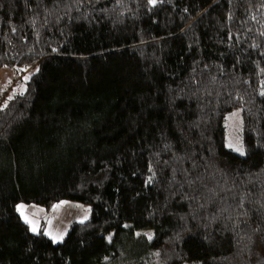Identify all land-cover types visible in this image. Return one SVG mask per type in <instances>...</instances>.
I'll list each match as a JSON object with an SVG mask.
<instances>
[{"label":"trees","instance_id":"16d2710c","mask_svg":"<svg viewBox=\"0 0 264 264\" xmlns=\"http://www.w3.org/2000/svg\"><path fill=\"white\" fill-rule=\"evenodd\" d=\"M0 68V264H264V0H0Z\"/></svg>","mask_w":264,"mask_h":264},{"label":"rangeland","instance_id":"374dc122","mask_svg":"<svg viewBox=\"0 0 264 264\" xmlns=\"http://www.w3.org/2000/svg\"><path fill=\"white\" fill-rule=\"evenodd\" d=\"M31 70L27 71V74H29ZM29 79V75H21L17 71L11 68H0V98L3 96H6V100H10L14 98L15 96L22 94L26 91L27 88V82ZM15 81V82H14ZM225 129H226V135H225V147L239 155H244V147L242 143V136H241V130H242V123H241V109H236L229 113L226 116L225 120ZM66 203V204H65ZM61 207L64 205L66 207V216L65 218H69L70 220H67V224H72L74 222L77 223H82L88 220L90 217V206L88 205H83L77 202H70V201H64L60 203ZM26 207H29L30 213L32 212V207L38 208L39 206L30 204H18L16 209H18V214L20 213L19 216H21V220L26 223L27 225H30V231L31 229L35 232L33 234H40V231H36V228H42L43 230L45 229L44 227L47 225L45 223V219L39 218V221H34L33 215H29L32 217L30 219L28 216V213H24ZM41 208L43 211L47 212L44 210L42 207ZM48 214V213H46ZM47 228V227H46ZM47 230H49L47 228ZM51 231H47V233H41L42 235L46 236L49 235ZM64 237V235H59L58 239L53 238L52 240L57 243L59 240H61Z\"/></svg>","mask_w":264,"mask_h":264},{"label":"crops","instance_id":"0c3cea01","mask_svg":"<svg viewBox=\"0 0 264 264\" xmlns=\"http://www.w3.org/2000/svg\"><path fill=\"white\" fill-rule=\"evenodd\" d=\"M16 210L18 211V209H16ZM24 210H25L24 213H28L27 217H29L30 219H32V217L29 216V215H33L34 221H36V223H37V221H39V218H41V219L44 218L45 219V221H46L45 223H47V225L44 227L45 229L43 230L42 228L41 229L38 228V227L36 228V231L39 230L40 234L42 232L46 234L47 231H51L49 233V235H46V237L49 238L50 240H52L53 238L58 239L59 235H62V234L65 237V235H66V233L68 231V228L70 226V224H67L66 221L70 220V217L69 218H65V216H66V207L64 205L61 207V205L59 203V204L55 205L52 208V210L49 211V212H45L39 207L38 208L32 207V212L33 213H30L29 207H26V209H24ZM46 213H48V214H46ZM19 215H20V213H19ZM28 227H29V229L31 228L29 224H28ZM46 227L49 230H47ZM31 232L35 233L32 229H31ZM63 238L61 240H59V242H61L63 240ZM59 242H57V243H59Z\"/></svg>","mask_w":264,"mask_h":264},{"label":"built area","instance_id":"2783aa9c","mask_svg":"<svg viewBox=\"0 0 264 264\" xmlns=\"http://www.w3.org/2000/svg\"><path fill=\"white\" fill-rule=\"evenodd\" d=\"M6 96H3L2 98H0V105L4 102Z\"/></svg>","mask_w":264,"mask_h":264},{"label":"snow or ice","instance_id":"6c2138e0","mask_svg":"<svg viewBox=\"0 0 264 264\" xmlns=\"http://www.w3.org/2000/svg\"><path fill=\"white\" fill-rule=\"evenodd\" d=\"M150 2H154V0H150Z\"/></svg>","mask_w":264,"mask_h":264}]
</instances>
